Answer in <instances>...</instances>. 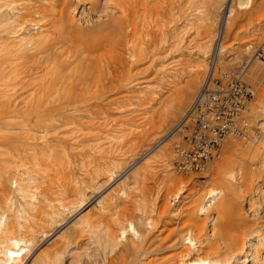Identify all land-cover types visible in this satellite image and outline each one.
<instances>
[{"label": "bare ground", "instance_id": "obj_1", "mask_svg": "<svg viewBox=\"0 0 264 264\" xmlns=\"http://www.w3.org/2000/svg\"><path fill=\"white\" fill-rule=\"evenodd\" d=\"M79 1L0 0V264H247L248 258L250 264H264L261 226L256 240L249 239L248 250L239 256L234 255V243L208 253L200 243L210 235L201 238L202 228L198 235L187 232L171 245H147L143 233L153 223L146 215L147 200L140 195L153 163L160 161L159 184L173 182V197L185 200L170 206L164 195V210L179 213L187 203L192 218L214 219V209L223 200L235 202L240 218L248 212L258 214L255 198L264 199V187L257 182L247 201L248 212L237 192L241 170L258 167V181L264 171L263 100L252 106L259 116L257 135L251 144L243 143L244 148L227 151L228 170L216 186L193 188L180 199L182 179L170 172L167 145L177 132L169 131L157 146L149 144L200 88L209 56L213 66L230 55L240 59L264 36V0H159L154 7H148L154 0H113L121 29L116 34L106 29L103 48L112 52L115 62L105 70L100 59L66 37L67 31L81 35L90 29L77 17ZM154 13L157 23L134 38L137 23ZM240 16L255 17L249 37L236 31ZM195 38L198 42L190 52L196 65L175 103L157 121L132 128L131 117L114 118L133 110L127 100L151 92L141 81L144 68L167 76L169 67L159 55L184 51ZM257 56L264 62L263 48ZM263 62L250 66L253 79L264 77ZM91 73L96 74L95 83L105 75L123 100L104 98L96 103L98 109L70 99L71 90L61 92L64 83L84 89L92 81ZM127 137L129 149L124 151ZM144 149L146 155L131 162L112 188L102 192L108 180L115 179L114 172ZM125 198L138 213L125 222L110 219L111 209ZM91 200L93 209L77 214ZM75 214L77 218L68 222Z\"/></svg>", "mask_w": 264, "mask_h": 264}, {"label": "rangeland", "instance_id": "obj_2", "mask_svg": "<svg viewBox=\"0 0 264 264\" xmlns=\"http://www.w3.org/2000/svg\"><path fill=\"white\" fill-rule=\"evenodd\" d=\"M143 1L145 3L148 2V0ZM158 1L159 0H154L151 3H148V7L157 6ZM76 6L78 7L76 12L77 17L82 21L86 20L90 25V29L81 35L75 32L67 31L66 37H68V39L71 41V45L79 43L80 50H85V53L89 56L100 59L99 63L104 67L105 70L111 63L115 62V60L113 61L112 52L107 53L106 49L103 48L104 41L107 36L106 29L110 28L114 34H116L121 29V27L118 29V13L113 7V0H82L79 1ZM254 22L255 17L252 19H249L248 16L237 17L236 31L241 33V36L249 37L251 35V26ZM156 23L157 19L155 13L153 15H147L146 19H141L137 23V34L134 36V38L139 39L141 36V30L150 29ZM197 42L198 38H195L191 41L190 45L183 48L184 51L176 50L169 54L163 53L159 55V59H164L167 67H169L166 70V73L168 74L167 76L157 74L152 70L153 67H151V69L147 72H145L146 68H144V73L140 76L141 81L144 83L143 86L147 87L151 92H148L144 95L140 94L139 96H134L130 100H127L129 101V107L133 110L126 115L117 114L114 116V118L121 119L131 117L129 122L133 123L132 128L137 126L148 127L153 121H157L160 115L169 109V105L171 103H175V99L187 84L190 77L189 71H191V69H193L196 65V63L193 61V55H191L190 52V46H194ZM262 48L264 49V36L253 45L249 54H243L240 59L232 60L230 59V55L229 58L225 60L221 59L218 64L213 66L214 63L213 61L210 63L209 56L199 85V87H201V85L207 81H211V84H213L216 80H221L223 72L231 73L239 67L243 68V80L250 86L251 91L253 92L252 99L249 102L247 116L249 118L250 124L253 125L254 128L258 127L256 121L259 116L254 114L252 111V106L255 105V103H257L259 100H263L264 102V77L255 80L252 78L249 70L250 66L254 62L258 60L263 62L257 56L258 51H261ZM89 76H91L90 78L92 81L89 82V85L84 87V89H81L83 88L82 85L76 84L74 86V83L69 86L67 83H64L61 85V92L67 94L70 93V99L79 98L77 99L80 101V103H78L79 105H93V108H98L96 103L102 101L104 98H108L109 100H118L119 102L123 100L121 97H119L122 93L119 94L118 92H113V90H111L110 83H108V78L105 75L102 76L98 83H95L94 81L96 78L95 73H91ZM207 77L208 79H205ZM198 90L199 89H197V91ZM197 91L193 94L188 104L183 107V109L178 112L177 116H175L169 122L168 126L163 129V131L160 133L161 135L153 140L149 146H157L160 140L163 139V137H165L169 131L173 132L172 128L183 116ZM78 107L84 109L83 106ZM181 140L182 135L177 132L167 142L171 154V162L169 165L170 172L175 177L182 179V183H180V185H183V187L181 189L180 199L189 194L193 188L198 190L205 185L216 186L221 181L223 172L228 170V164L225 159L227 151L231 150L233 146L241 148L245 147L239 141L227 139L221 144L219 156L214 160L213 167L210 172L180 175L175 173L174 167L172 165V159L173 144L176 141ZM127 142H129L128 137L122 146L124 151H128L129 149V143ZM247 144H251V142H248ZM146 150L147 149L138 151L136 157L133 160L125 163L122 168H119L116 172H114L115 179H110V181L108 180L109 183L105 186L102 192L110 190L112 186L118 181V179L123 176L126 169L129 168L133 161L146 155L144 153ZM162 164L163 163L160 161L153 163L151 172L144 179L145 191L144 193H140V195L144 196V198L147 200L148 207L146 208V215L152 220L153 223L152 226L143 233L146 239L145 243L147 245H171L175 243L176 240H180V238L187 232L198 235L200 229L202 228L200 231L201 238L206 235H210L208 240H204L203 243H200L203 244V249L207 250L208 253L217 247L221 250H224L231 243H234L236 246L234 255L239 256L242 254V252L247 251L249 248V239L255 241L258 232L257 229H259V226L264 227V199L262 197L255 198L256 203L254 204V207L258 209V214L256 217L249 215L247 209V201L250 197L249 195L251 194L252 190L257 188V182H259V184L264 187V171H261L262 176L260 181L257 180L260 175V170L255 166H252L246 172L241 170L240 174L238 175V182L241 187L237 192V196L238 199H243V206L248 212L245 213L243 217H239L238 211L234 204L235 202L231 201L229 204L223 203L222 200L220 207L214 209V219L209 218L208 216H197V218H192L188 214L189 210H187V203L184 205V211L179 213L177 210L175 213H172L174 209L164 210L162 202L164 195L167 196V204L170 206H180L185 200L180 202L177 200V198L173 197L174 192L177 190V186L174 185L173 182L168 184H159L161 177L160 171L161 167L163 166ZM203 174H205V176H201ZM249 183H251V188H248ZM127 199L129 198H125V201L121 203L117 209H111L110 212L113 213V216L110 217V219H119L125 222L127 218H132L138 213L134 207V204L131 201H127ZM92 201L93 200L89 201L86 206L82 208V210H80L77 214H82L87 210L91 211L93 209ZM77 214L70 217L68 222L75 220L77 218ZM66 223H64L60 228L64 227ZM211 233H213V235H211ZM177 245L181 246L179 243ZM186 245L187 244H182V246ZM259 251L264 257V244L259 247ZM248 259L246 262L247 264H250Z\"/></svg>", "mask_w": 264, "mask_h": 264}, {"label": "built area", "instance_id": "obj_3", "mask_svg": "<svg viewBox=\"0 0 264 264\" xmlns=\"http://www.w3.org/2000/svg\"><path fill=\"white\" fill-rule=\"evenodd\" d=\"M252 96L241 67L231 73L223 72L220 81L201 85L172 128L182 135V140L173 144L172 165L176 174L208 173L225 140L243 144L257 135L258 127L254 128L247 116Z\"/></svg>", "mask_w": 264, "mask_h": 264}]
</instances>
